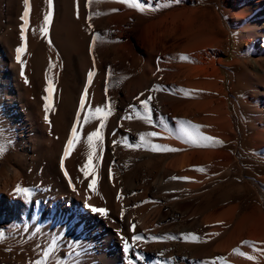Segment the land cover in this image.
<instances>
[{
	"label": "bare ground",
	"instance_id": "1",
	"mask_svg": "<svg viewBox=\"0 0 264 264\" xmlns=\"http://www.w3.org/2000/svg\"><path fill=\"white\" fill-rule=\"evenodd\" d=\"M219 2L0 0V263L41 226L84 264H264V0Z\"/></svg>",
	"mask_w": 264,
	"mask_h": 264
},
{
	"label": "rangeland",
	"instance_id": "2",
	"mask_svg": "<svg viewBox=\"0 0 264 264\" xmlns=\"http://www.w3.org/2000/svg\"><path fill=\"white\" fill-rule=\"evenodd\" d=\"M210 1H211V4H212V6L214 8L218 9V8L221 7L220 2H219L220 0H210ZM235 1L236 2H240L242 0H235ZM217 5H218V7H217ZM235 57H236V53H235V43H234L233 36H231V49H230V54L227 55L225 57V59H226V61H230V60L235 59ZM226 68H223V72L227 75L226 84H227L228 89L231 86V84L232 85H236V88H238L239 85H240V83H241V78L244 76V72H245L244 68L241 67V66L240 67L239 66H234V67L231 66V67H228L229 70L231 71L230 78H229V76H228V74L226 72ZM116 78H115V81L118 80ZM112 79H114V77ZM241 113L242 114H245V115H248L251 119L254 120L257 117V115H258L257 114L258 113V110H256L255 108H252V109L242 108ZM241 199L238 198V200H239V202L241 204V208H243L242 210H244L245 207L248 205V202L246 201L247 199H249L248 198V195L245 198H241ZM249 201H251V199H249ZM29 232H31V235H29L30 238L28 237V234H30ZM40 232H42V233H40ZM25 237L28 238L26 241L24 240ZM13 238H15L13 240V244L12 243L11 244L9 243L10 244V245L8 244L9 247H11L13 249V245H14V248H21V250H23V251H21L22 255H25L26 254V250L23 247L27 246L29 248L31 246V248H29V249H31L33 251V257L28 262H27L28 259L24 262V261H20L16 257L15 258L14 257H11V258H13V259H11V262L13 260L12 264L15 263V262H16L15 264H24L26 262H27L26 264H39V262L43 261L42 260V257H41L43 254H40V253H44L46 251V248L49 245H51L53 248H52V250L50 252V255H48V257H53V259H56L58 261L56 264H82V263L84 264L83 257H82L83 254L80 251V249H78L76 247V246H78V242L76 240H73L72 241L73 250H74L75 253L74 254H68L67 256H61V255H59L57 253V244L55 243L56 240H57L56 233L55 234L50 233L49 231H46V229L44 227H41V226L40 227L39 226H29V227L25 228L24 231L22 230V231L17 232V234H15V236ZM15 240L17 241V243L15 242ZM18 242H22V243L21 244H18ZM31 242H32V245H30ZM38 250H40V251H38ZM55 252H56V254L54 256H52ZM39 256H40V258H39ZM34 259L36 261H33ZM0 264H2V263H0ZM44 264H52V263H45L44 262Z\"/></svg>",
	"mask_w": 264,
	"mask_h": 264
},
{
	"label": "snow or ice",
	"instance_id": "3",
	"mask_svg": "<svg viewBox=\"0 0 264 264\" xmlns=\"http://www.w3.org/2000/svg\"><path fill=\"white\" fill-rule=\"evenodd\" d=\"M178 2H179V0H169V3H178ZM24 3H25V5H26V7H27V5H28V3H29V0H24ZM49 3H51V0H49ZM28 16H29V12H28V11H25L24 14H23V16H22V18H21V19L23 20V22H24L23 25H22V27H21V39H22V40L25 39L24 31H25V27L28 25V22H29V21H28ZM44 22H45V24L47 25V24L50 22V16H45V17H44ZM41 31L44 32V33H47V28H46V27H45V28H42ZM24 51H25V49H24L23 47H18V48L16 49V53H17V55H16V60H17V62H21V53H23ZM183 59H187V57H183ZM21 75H22V76L24 75L23 68H22V70H21ZM92 75H93L92 72H89V73H88V80H89V82H91ZM27 82H28L27 79H25V83H27ZM46 91L49 92V93L52 92V84H51V81H49V87L46 89ZM87 95H88L87 88H85V89H84V96L81 98V100H80V105H79L81 109H83V108L85 107V99H86ZM48 99H49V97L46 96V97H45V100L47 101ZM149 102H150L149 99H145V100L143 101V103H144V105H145L146 108H147ZM48 107H49V105H48V104H45V109H46V111H47ZM96 111L99 112V111H101V109H100V108H97ZM45 119L47 120L48 117L45 116ZM79 119H80L79 114H77V121H79ZM180 123H181V126H182V130H183L185 133H187L188 136H189L190 138H192L193 134H192L191 132H189L187 128H184V127H183V125H184L186 122L181 121ZM104 126H105V125H104L103 123H101L100 127L103 128ZM193 127L196 128V129H199V126H197V125H193ZM77 131H78V128L74 125V126L71 128V137H70V138L67 140V142H66V147H65V151H64V156H65V157L68 156L69 152H70V151L72 150V148H73L74 140H75L76 137H77ZM149 135H151V136H156L157 133H156V132H152V133H150ZM199 136H200V138H201L202 140H204V141H212V140H213L212 137H210V136H204L202 133H199ZM93 137H96L98 140L101 139L100 131L97 130V131H93L92 133L88 134L87 139H88V141H89V146H91V142H92ZM203 146L208 147V146H211V145H209V144H205V145H203ZM2 151H3V149L0 148V152H2ZM167 151L175 152V151H178V149L168 148ZM92 158H93V157H92V154L89 153V155H88V164L85 165V168L92 167V163H91V162H92ZM63 163H64V162H63V159H62V160H61V167H63ZM199 170H200V171H204V169H202V168L199 169ZM65 174H67V173H65ZM87 175H88V173L85 172V176H87ZM171 179H173V180H176V179H185V180H187V179H189V178H187V177L178 178V177H176V176H173V177H171ZM95 183H96V180L93 179L92 182L88 185V187H90V188L94 187ZM17 190H18V191H22L23 193H25V194H27V195H30V190L27 189V188H25V189H20V188L18 187ZM93 211H97V212H101V213H102V212H105L106 210L103 209V208H99V209H97V208H93ZM193 238L196 239L195 236H193ZM133 239H134V240H139V239H141V238H140L139 236H135ZM245 243H247V242H245ZM127 250H128V247H127V244H126V246H125V251H127ZM43 255H44L45 257H47L48 255H50V253L47 252V251H45V252L43 253ZM39 264H44V262L41 261V262H39Z\"/></svg>",
	"mask_w": 264,
	"mask_h": 264
}]
</instances>
